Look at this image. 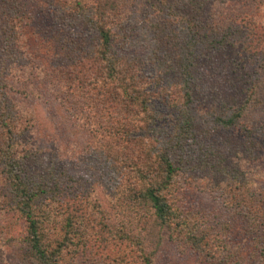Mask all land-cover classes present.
Listing matches in <instances>:
<instances>
[{"label":"trees","instance_id":"1","mask_svg":"<svg viewBox=\"0 0 264 264\" xmlns=\"http://www.w3.org/2000/svg\"><path fill=\"white\" fill-rule=\"evenodd\" d=\"M38 91L88 130V179L24 144L11 94ZM248 110L247 160L207 166L220 205L190 202L193 146ZM0 216L24 227L2 263L155 264L168 240L264 264V0H0Z\"/></svg>","mask_w":264,"mask_h":264},{"label":"rangeland","instance_id":"2","mask_svg":"<svg viewBox=\"0 0 264 264\" xmlns=\"http://www.w3.org/2000/svg\"><path fill=\"white\" fill-rule=\"evenodd\" d=\"M236 52V51H235ZM232 52V55H236ZM146 53L141 50V54L144 56ZM249 66V65H248ZM253 67V66H252ZM249 67V71H251ZM259 71V70H258ZM219 82V81H218ZM17 88V85H13ZM12 99L18 102L19 106H22L26 110H29L35 116V127L33 132L24 138L23 142L26 144H35L46 151L44 154V160H55L53 157L55 155L59 156L60 153V163L71 167L74 176H80V178L88 179L90 174H86V167L83 166L84 147L86 144L91 143L88 130L83 127H79L82 121L73 122L65 111L64 106H59L53 97H50L46 92L38 91L36 95L23 98V96L11 94ZM165 108V107H164ZM163 108V110H164ZM164 114L168 115V110H164ZM172 113H175L172 111ZM204 117V115H202ZM260 114H255L253 111L246 113V118L239 120L235 127H215L217 131L215 136L210 138H200L198 145L193 146L191 153L192 158L196 157L195 162L191 164L195 170L192 171V176L194 177L195 188L191 190L188 200L190 202L201 201L202 204L208 206H219L220 198L215 196L213 192H205L204 187H210L218 185L220 183L219 178H215L211 170L207 168L209 164L213 162V157L225 160L227 166L235 167L238 160L241 159L243 155L238 153V149L241 148L242 139L245 140L244 136L247 134L242 131V126L248 128V122L252 120V124L257 121L259 122ZM263 119V116H261ZM255 120V121H254ZM207 122L205 119L201 123ZM209 128V126H205ZM55 150V151H52ZM218 150V151H215ZM195 151V152H194ZM210 152L212 154L210 155ZM184 160L187 155L186 149L183 151ZM186 154V155H185ZM243 159L247 160L245 152ZM243 167L249 168L248 162L241 163ZM223 182V181H221ZM222 184V183H221ZM217 190V189H215ZM24 233V227L21 222L16 223L10 218H4L0 216V264L1 260H5L4 255L7 253V245L4 243L6 239L19 238ZM4 253V254H3ZM12 254L10 253V256ZM13 264V263H10ZM155 264H197L196 256L190 252L181 253L177 251L175 246L171 244L168 240L164 241V244L156 257Z\"/></svg>","mask_w":264,"mask_h":264}]
</instances>
